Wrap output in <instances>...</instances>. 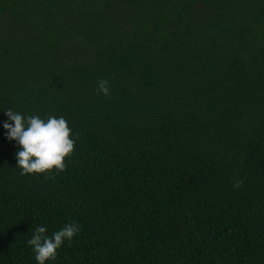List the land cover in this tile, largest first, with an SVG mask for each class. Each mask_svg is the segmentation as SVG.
I'll return each instance as SVG.
<instances>
[{"label": "trees", "instance_id": "1", "mask_svg": "<svg viewBox=\"0 0 264 264\" xmlns=\"http://www.w3.org/2000/svg\"><path fill=\"white\" fill-rule=\"evenodd\" d=\"M8 109L68 121L65 171ZM72 222L46 264H264V0H0V264Z\"/></svg>", "mask_w": 264, "mask_h": 264}, {"label": "clouds", "instance_id": "2", "mask_svg": "<svg viewBox=\"0 0 264 264\" xmlns=\"http://www.w3.org/2000/svg\"><path fill=\"white\" fill-rule=\"evenodd\" d=\"M98 93L110 94L108 80H98ZM13 123L5 122L9 140H16L21 150L16 153L17 167L22 169L21 175L47 174L53 171H65L66 161L76 148V140L68 121L64 117L25 116L12 109L4 111ZM79 134H76V139ZM243 181H236L234 188H239ZM45 226H37L31 239L27 241L32 246L38 264L55 261L58 249L65 241H71L79 232V224L72 222L60 230L47 235Z\"/></svg>", "mask_w": 264, "mask_h": 264}]
</instances>
